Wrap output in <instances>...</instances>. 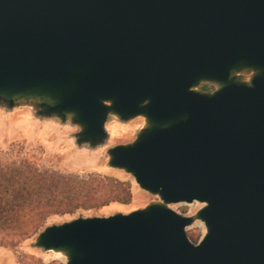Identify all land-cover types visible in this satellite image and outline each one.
I'll return each instance as SVG.
<instances>
[{"label": "water", "instance_id": "obj_1", "mask_svg": "<svg viewBox=\"0 0 264 264\" xmlns=\"http://www.w3.org/2000/svg\"><path fill=\"white\" fill-rule=\"evenodd\" d=\"M232 69L256 74L239 84ZM21 98L71 114L82 142L103 138L109 111L144 116L109 166L164 204H205L196 244L194 218L153 204L47 227L44 249L66 264H264V0H0V99Z\"/></svg>", "mask_w": 264, "mask_h": 264}, {"label": "rangeland", "instance_id": "obj_2", "mask_svg": "<svg viewBox=\"0 0 264 264\" xmlns=\"http://www.w3.org/2000/svg\"><path fill=\"white\" fill-rule=\"evenodd\" d=\"M255 74L252 69H244L234 74L232 80L249 85ZM219 88L220 85L215 82H201L192 90L213 94ZM105 104L110 106V102ZM42 110L40 102L35 98H21L12 103L0 99V167L18 166L25 160L39 169L62 174L80 177L88 174L111 176L129 181L131 201L128 204L112 202L99 209L50 216L29 238L15 246L0 245V264H66L67 258H55L50 251L38 244V237L45 228L76 219L125 215L153 204L164 205L181 216L194 218L193 223L185 229L192 243H198L206 234L205 224L196 217L205 206L204 203L164 204L157 194L140 188L130 173L109 166V149L133 144L148 128L144 116L121 119L109 111L105 117L103 138L96 143H90L80 140L82 126L74 121L71 114L62 117L57 114H44ZM135 193L139 194L138 197H134Z\"/></svg>", "mask_w": 264, "mask_h": 264}, {"label": "trees", "instance_id": "obj_3", "mask_svg": "<svg viewBox=\"0 0 264 264\" xmlns=\"http://www.w3.org/2000/svg\"><path fill=\"white\" fill-rule=\"evenodd\" d=\"M131 197L129 181L107 175L62 174L25 160L0 167V245L29 238L50 216L128 204Z\"/></svg>", "mask_w": 264, "mask_h": 264}, {"label": "bare ground", "instance_id": "obj_4", "mask_svg": "<svg viewBox=\"0 0 264 264\" xmlns=\"http://www.w3.org/2000/svg\"><path fill=\"white\" fill-rule=\"evenodd\" d=\"M234 73H235V70L232 69L230 71V76L233 75ZM27 92H31V91H27ZM38 93H41V92H35V94H38ZM22 94L23 93H13L11 95L6 94V96L11 98V99H16V98H19ZM39 96H40L39 98H41L43 100V102H45L48 105H54L57 102V98L51 96L48 93H41V95H39ZM138 195H139L138 193H135L134 197H138ZM48 251H50L55 258L56 257L58 259L67 258L68 251L65 248H55V249L53 248V249H50Z\"/></svg>", "mask_w": 264, "mask_h": 264}]
</instances>
